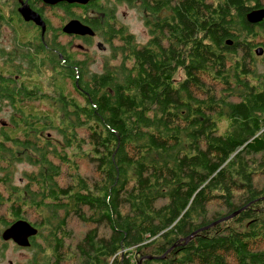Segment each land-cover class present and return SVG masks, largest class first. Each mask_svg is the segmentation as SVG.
Here are the masks:
<instances>
[{"label":"trees","instance_id":"1","mask_svg":"<svg viewBox=\"0 0 264 264\" xmlns=\"http://www.w3.org/2000/svg\"><path fill=\"white\" fill-rule=\"evenodd\" d=\"M201 1L202 8L195 0L186 6L183 43L136 47L121 38L101 73H78L40 49L25 57L29 73L0 68V102L12 111L0 126L1 179L3 163L28 153L37 174L30 178L36 189L24 187L26 206L40 217L32 224L38 235L48 231L49 254L35 250L43 259L31 264H264V187L255 180L264 174V65L258 72L253 64L258 48L264 62V19L246 20L264 0ZM5 6L0 23L30 31L15 10L5 18ZM80 160L91 166L89 177ZM63 171L71 183L60 187ZM16 201L8 204L11 218L20 215ZM71 217L88 229L73 252L62 253ZM173 246L163 259H146Z\"/></svg>","mask_w":264,"mask_h":264},{"label":"flooded vegetation","instance_id":"2","mask_svg":"<svg viewBox=\"0 0 264 264\" xmlns=\"http://www.w3.org/2000/svg\"><path fill=\"white\" fill-rule=\"evenodd\" d=\"M110 3L115 5L123 4L134 12L135 19L143 31V37L145 38L143 41L138 40L137 36L130 31V26L127 23L116 17L114 6ZM189 3V0H132V3H128V0H99L98 2L92 0L84 6L74 9L73 7H68L74 5L66 6L64 3L50 7L40 1L38 2V0H25L23 4L28 5L44 22V31L42 32L41 27L38 28L33 22H24L20 19L31 31L32 36L25 41L30 42L31 46L35 48L38 47L35 52L40 49V52L44 55L49 53L57 55L62 62L65 59L73 62L68 67H71L74 71H77L76 68L78 67L82 72L91 74L90 72L92 71L89 66L95 62V54L90 53L89 49L94 45L102 54L108 52L109 56H111L112 47H117V41L121 40V38H130L136 47L148 44L153 39H163L164 41L177 39L183 43L186 33V6ZM195 3L196 8H202L203 1L195 0ZM212 3L213 0L207 4ZM21 4V2L17 4L16 12ZM56 10H60L63 14L61 16L56 15L54 13ZM74 10L78 11L77 17L79 18L67 15L68 12H74ZM17 15L19 16L18 12ZM52 18H55L53 20L56 23L53 24ZM73 19L78 20L82 25L91 29L93 35L66 34L63 28ZM177 33L179 38L176 36ZM61 37L66 38L65 44L58 42ZM77 56H81V58L78 59ZM75 63H77V66L74 65ZM77 72L79 73V71ZM97 73L99 72H92V74ZM17 191L22 195L12 192V194H7L3 199L1 198L2 202L8 204L16 203V200L19 199L18 208L20 215L18 218L13 217L12 221H9L10 224L5 226V228L23 219L21 208L26 206L27 194L24 188L20 186L17 187Z\"/></svg>","mask_w":264,"mask_h":264},{"label":"rangeland","instance_id":"3","mask_svg":"<svg viewBox=\"0 0 264 264\" xmlns=\"http://www.w3.org/2000/svg\"><path fill=\"white\" fill-rule=\"evenodd\" d=\"M0 2H5L8 4L7 7L5 6V9L3 11V14L6 18V16L9 15L8 14L9 9L16 11V9L13 7L14 4H18L20 2L23 3L24 0H2ZM110 4L114 6L116 17L122 20L123 22L127 23L130 26V31H132L137 36L138 40L143 41L145 39L143 37V31H142L140 24H138L135 19L134 12L131 9H129L128 6H125L123 4H118V5H115L113 3H110ZM54 13L59 16L63 14L60 10H56L54 11ZM48 17H50V15H48ZM53 19L55 18H52L51 21L54 24L56 23V21H54ZM6 22H7V18H6ZM6 22L0 23V68L3 69L6 65H11L13 67L11 69H14L15 71L18 72L17 75H21V74L23 75L26 70L27 72L28 70H30L29 60H26L25 57L26 56L34 57L35 49H37L38 47L35 48L31 46L30 42H26L25 39H20V37H24L27 39L30 36H32L31 31H20V29H17V31H15L13 27ZM26 28L27 27H24L23 29H26ZM22 33L24 34L21 35ZM58 42L60 44H65L66 38L61 37L58 39ZM89 52L92 54H95V62L89 66V69L92 72L96 71V72L101 73L103 64L105 60L107 59V57H109L108 52L105 54H102L101 52L97 50L95 45L89 49ZM49 54H45L44 56H47L48 58ZM51 56H53V54H51ZM77 58L80 59L81 56H77ZM9 59H11V62H9ZM44 59L46 60V58ZM39 61L40 59L37 61V63ZM253 64L258 72H261L263 70L264 62L262 61L261 56H255ZM46 66L49 69V71H51V67L49 65H46ZM92 72L90 73L92 74ZM17 75H15L14 78H18ZM6 76L8 77L7 74ZM23 79H24L23 77L20 79L18 78L19 81H23ZM40 79L45 80V81L49 80V78H43V79L40 78ZM218 90L220 89L217 88V91ZM49 98H52L50 100V103L53 104L55 96H52V97L49 96ZM231 100L237 101V98L232 97ZM11 114H12V111L9 106V102L8 101L0 102V126H2L3 123L7 122ZM225 127H226L225 122H222L220 124V131L222 132ZM51 136L56 141H60L61 139L60 136L56 135L55 133H53ZM27 156H28V153H26V155L24 156H21L19 161H12L9 164H5V163L2 164L1 167L4 168L8 174L5 179H1L4 177L5 174L3 172H0V200L1 198L3 199L5 196H7L8 193H7L6 188H9V187L20 186L21 188H24L25 186H28L30 190L36 189L30 183L31 182L30 178L37 174V168L30 164ZM79 164H80L79 165L80 174L84 177H89L92 174L91 166H89L85 162V160L81 161ZM65 172L63 171L61 176L56 178V182L58 186L60 187H65L71 183L70 178L67 177ZM255 180H256V185L258 187H264V174L257 176ZM21 209H22L23 219H20V220H24L31 225L34 224V222H40V217L36 214V212L29 210L27 206H22ZM42 213L43 215L41 216H43V218L48 219L49 215H47L46 212H42ZM59 215L61 217L64 216L62 212H59ZM65 220H66V229L67 231H70V237L63 242L62 253H63V249L64 251L70 250L71 252H73L75 245L81 240V238L83 237V235L88 229V226L76 222L75 220L72 219V217L67 218ZM3 221H5L7 225H9L10 224L9 221L11 222L12 218H11V214L8 211V203L2 202L1 200L0 201V264H31L37 259L38 260L43 259L39 257L38 258L33 257L34 255L33 252L35 250L44 252V256L47 257V255L49 254V250L47 249V246H46L47 243L44 241V238H46L47 233H48L46 229H42L40 235H38V230H37V235L39 237L35 243V248L31 247L32 246L31 244L28 248L20 247L17 244H15V242H13L12 240L3 241L1 239V234L3 230L7 228V227L5 228V226L3 225ZM222 223L223 222H221V224ZM31 241H32V238L30 239V243ZM69 259H70V254L67 253L66 260H69ZM42 264H45V261H43Z\"/></svg>","mask_w":264,"mask_h":264},{"label":"water","instance_id":"4","mask_svg":"<svg viewBox=\"0 0 264 264\" xmlns=\"http://www.w3.org/2000/svg\"><path fill=\"white\" fill-rule=\"evenodd\" d=\"M42 4L47 5V6H55L58 4H66V5H79V6H84L87 3H89L92 0H39ZM17 12L20 16V18L24 21V22H33L35 24V26H37L38 28L41 27L42 32L44 31V27L45 24L42 21V19L40 18V16L38 14H36L35 12H33L28 5L25 4H21L19 6V8L17 9ZM264 19V10L263 9H259L256 11H252L250 13L247 14L246 16V20L249 23L252 24H256L261 22ZM63 31L66 34H72V35H80V36H84V35H93V32L91 31V29H89L88 27L82 25L78 20L73 19L70 20L63 28ZM227 44L229 45V42H227ZM257 56H261L263 54L262 48H258L255 51ZM246 207H243L237 211H235L234 213L225 216L213 223H211L210 225H207L201 229H198L194 232H192L190 235H188L186 238L180 239V243H182L183 245L187 244L191 239H193L199 232L204 231V230H208L213 226L218 225L221 222H225L228 221L234 217H236L241 211H243ZM37 235V229L34 228L31 224H29L28 222L24 221V220H19L16 221L14 223H12L9 227H7L5 230H3L2 234H1V239L3 241H8V240H12L13 242H15V244H17L20 247H26L28 248L30 246V239L35 237ZM175 246H173L172 248H170L167 252H165L162 256L160 257H146V259L148 260H156V259H163L164 256L171 251V249H173Z\"/></svg>","mask_w":264,"mask_h":264},{"label":"bare ground","instance_id":"5","mask_svg":"<svg viewBox=\"0 0 264 264\" xmlns=\"http://www.w3.org/2000/svg\"><path fill=\"white\" fill-rule=\"evenodd\" d=\"M257 56V55H256Z\"/></svg>","mask_w":264,"mask_h":264}]
</instances>
